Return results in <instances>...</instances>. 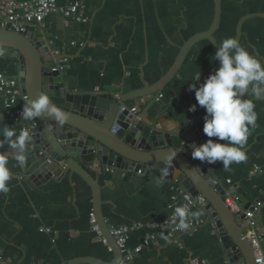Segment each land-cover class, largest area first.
<instances>
[{"label": "crops", "instance_id": "crops-1", "mask_svg": "<svg viewBox=\"0 0 264 264\" xmlns=\"http://www.w3.org/2000/svg\"><path fill=\"white\" fill-rule=\"evenodd\" d=\"M70 1L74 0H59V4ZM75 1L83 5L85 22L53 13L35 29L47 40L52 53L64 59L60 73L66 86L82 93L116 92L118 98L101 95L128 108L136 107L142 120L183 141L199 146L209 139L202 130L205 109L198 105L189 83L199 86L219 67L218 60H211L216 50L208 39L200 38L170 72L186 41L211 26L215 0ZM238 24V41L264 64V0H220L214 42L235 38ZM18 66L15 58L0 55V73L19 75ZM197 72L199 80L189 81ZM159 89L162 97L154 100ZM246 98L253 99L257 113L256 126H250L243 149L247 159L230 165L231 172H226L219 160L203 163L224 188L239 190L255 207L264 250V100ZM192 105H196L195 111L190 110ZM20 106L17 101L6 108L0 97V129L6 124L19 132L20 125L12 118ZM38 148L30 147L27 164L19 166L11 159L13 150L0 145V153L9 157L12 174L10 191L0 193L3 256L13 264H67L83 257L111 262L113 252L90 229L88 214L94 210L90 186L71 169L44 181L33 180L41 162ZM80 163L97 177L105 224L142 225L130 234L126 244L130 249L138 245L142 249L126 264H225L217 230L207 211H202L204 223L194 232L180 234V247L166 242L162 234L144 244L147 224L165 219L182 201L173 181L165 179L157 187L156 174L110 173L105 166L96 174L92 164ZM255 166L258 170L253 172Z\"/></svg>", "mask_w": 264, "mask_h": 264}, {"label": "water", "instance_id": "water-1", "mask_svg": "<svg viewBox=\"0 0 264 264\" xmlns=\"http://www.w3.org/2000/svg\"><path fill=\"white\" fill-rule=\"evenodd\" d=\"M219 1L215 0V16L209 29L186 41L170 73L180 65L190 46L200 38L208 39L217 50L212 34L219 19ZM239 25L235 36L237 39ZM0 50L18 61L19 76L23 80L22 92L25 95L35 98L44 92L68 114V120L62 127L56 125L54 118L46 119V114L32 119L35 124L34 143L44 152V156L40 157L38 172L32 175L33 180L44 181L67 169L81 176L92 190L98 224L114 254L111 262L83 257L67 264H117L122 255L108 233V226L100 211L97 177L92 176L80 162L92 164V171L96 174L101 167L108 166L118 171H140V174L160 176L165 168L161 158L166 153L176 154L167 168L165 179L177 183L192 195L201 194L205 198L206 211L222 245L224 263L256 264L244 234L243 214L234 215L225 205L224 186L207 171L203 162L192 157L189 144L182 143L183 140L174 134L148 124L138 113L121 110L120 103L111 98L68 88L61 71L54 68L59 58L52 56L47 40L36 34L32 26L19 33L0 22ZM160 91L157 90L155 95ZM114 127H118L115 132L112 130ZM47 157L49 162L44 160ZM232 191L240 196L244 209L251 205L239 190Z\"/></svg>", "mask_w": 264, "mask_h": 264}, {"label": "clouds", "instance_id": "clouds-1", "mask_svg": "<svg viewBox=\"0 0 264 264\" xmlns=\"http://www.w3.org/2000/svg\"><path fill=\"white\" fill-rule=\"evenodd\" d=\"M216 44L217 50L211 60H218L219 67L199 86L194 82L189 83L198 105L205 109L202 130L209 139L199 146L195 143L189 146L193 158L209 164L222 161L224 170L231 172L230 165L247 159L243 149L250 135V126H256L257 113L253 99L246 97H253L255 101L264 100V64L242 46L237 38H224ZM199 77L200 72H197L189 81L199 80ZM22 99L25 101L22 109V119L25 121L46 114V119L52 117L56 125L62 127L68 120V114L44 92L35 98L25 95ZM195 108L196 105H192L190 110L195 111ZM212 137L217 140L214 141ZM5 144L14 152L11 159L17 165L25 166L32 144L31 130L21 128L17 132L13 126L5 124L0 129V145ZM175 154L166 153L161 158L165 168L156 181L157 187L162 185L167 177V168ZM11 178L9 157L0 153V193L7 194L10 191L8 182ZM202 215V211H192L187 205L177 206L170 220L177 229L186 231L191 227L193 220ZM120 264H123V261Z\"/></svg>", "mask_w": 264, "mask_h": 264}, {"label": "built area", "instance_id": "built-area-1", "mask_svg": "<svg viewBox=\"0 0 264 264\" xmlns=\"http://www.w3.org/2000/svg\"><path fill=\"white\" fill-rule=\"evenodd\" d=\"M83 5L79 1H70L66 4H59V0H0V22L2 25H9L15 32H25L29 26L36 28H41L46 16L53 13H60L65 18H73L79 22H85L86 18L82 15ZM5 55L2 51V54ZM53 57H56L52 53ZM64 59H59L55 62V69L61 71L63 68L62 62ZM23 89V80L19 75L8 76L6 74L0 73V97L3 101V104L6 108L12 107L17 101L21 102V106L16 108L13 113V122L20 125V128H28L31 130L32 135V144L31 148H34L35 143L33 136L35 135V124L32 120L25 121L22 119V109L24 105V100L22 99L25 94L22 92ZM95 94L103 95L107 94L113 98H118V93L116 92H95ZM162 97L161 91L155 95L154 100H159ZM121 110L128 109L131 113H137L136 107H126L120 105ZM115 132L118 130V127L112 128ZM187 144H192L194 141H183ZM38 155L43 157L44 152L39 147ZM49 162L50 159L47 157L44 159ZM62 168L65 169V165L62 164ZM101 169V168H100ZM99 169V170H100ZM104 170L106 172H114L116 169L113 167L105 166ZM258 167H254L253 172L257 171ZM128 172V171H127ZM124 174V171H121ZM140 174V171L136 172ZM175 183V182H174ZM227 183H230V180H227ZM176 184L177 195L182 199L181 203L178 206L187 205L192 211H206V200L201 194L192 195L187 192L180 185ZM235 189V188H233ZM176 197L173 196L174 200ZM225 205L230 209L234 215L243 214L244 221V234L249 242L256 264H264V250L261 247V238L263 233L260 231L256 221H255V207L251 204L248 208L244 209L241 206L240 196L233 193L231 189L224 188L223 195ZM175 207H172L170 214L163 220L159 222H152L147 224V233L145 236L144 244H147V241L155 238L156 234H162L166 242L172 243L176 246H181V241L179 239L180 234L187 233L190 234L194 232L199 226L204 223V220L200 216L197 219H194L191 227L186 231H181L175 227L171 222L170 217L174 213ZM90 229L94 232L101 242L112 251L107 238L103 235L101 228L98 224L96 214L94 210H91L88 214ZM178 222V221H177ZM142 227L141 223L133 222L126 225L118 226H109L108 233L113 237L117 247L121 251V259L117 264H120L123 261V264H126L134 254H137L142 249L141 245H138L132 249L126 246L127 241L130 237V234ZM43 230V229H41ZM0 264H13L10 259L3 256L0 251Z\"/></svg>", "mask_w": 264, "mask_h": 264}]
</instances>
